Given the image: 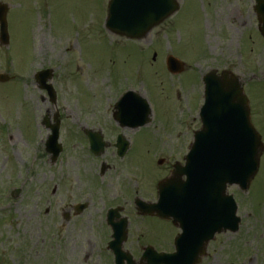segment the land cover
Listing matches in <instances>:
<instances>
[{
    "label": "rangeland",
    "instance_id": "rangeland-1",
    "mask_svg": "<svg viewBox=\"0 0 264 264\" xmlns=\"http://www.w3.org/2000/svg\"><path fill=\"white\" fill-rule=\"evenodd\" d=\"M0 2L9 6L8 45H0V73L9 77L0 83V264H113L106 248L101 253L105 229L99 201L80 218H60L68 206L55 204L52 196L61 172L43 154L44 117L52 123L59 112V121L78 128L72 121L112 125L116 102L137 90L147 99L151 121L130 133L126 160L138 161L136 180L146 199L155 196L169 167L182 162L200 127L201 77L210 70L239 77L252 124L264 143V40L250 0H181L170 27L166 21L141 43L144 54L136 43L107 33L108 0ZM41 35L48 47H42ZM165 52L184 63L181 74L167 73ZM44 68L54 73L50 83L57 95L55 105L30 76ZM77 157L80 167L90 166L89 160ZM160 158L170 163L157 166ZM14 189L18 193L12 198ZM229 191L239 203V235L247 243L236 251L211 247L202 264H264V153L249 191ZM135 221L129 233L133 242L160 246L173 234L153 218ZM125 246L135 259L140 257L142 247Z\"/></svg>",
    "mask_w": 264,
    "mask_h": 264
},
{
    "label": "water",
    "instance_id": "water-1",
    "mask_svg": "<svg viewBox=\"0 0 264 264\" xmlns=\"http://www.w3.org/2000/svg\"><path fill=\"white\" fill-rule=\"evenodd\" d=\"M255 2L259 31L264 38V0ZM177 7L176 0H110L106 27L127 38H142L171 16ZM5 14L6 7L1 5L0 37L4 44L7 43ZM168 63L169 70H179L174 61L169 60ZM49 74L40 73L38 81L51 95L50 86H45L50 78ZM203 83L204 104L199 113L202 127L194 134L184 167L176 169L174 178H167L158 185L159 202L156 205L138 203L143 215L156 212L159 217L167 218L169 201L185 205L191 200L189 210L187 209L189 216L185 221L195 222L196 225L185 229L182 227L183 234L177 240L176 253L153 256L146 252L137 264H196L200 261V256L204 255L203 245L215 233L226 229L237 230L239 219L234 218L236 209L231 197L225 195L226 186L237 185L242 191L248 189L257 173L263 146L260 136L250 123L248 101L239 79L226 72L217 76L212 71L204 76ZM139 103L140 108L130 110L132 120L123 123L137 127L148 122L150 111L145 101ZM115 108L118 110L116 117L126 116L124 102L118 103ZM54 130L46 143V150L53 153V159L59 152L55 147L57 135ZM92 142L99 146L95 138H92ZM94 147L95 145L92 146ZM182 175L186 177V182L179 185L178 177ZM170 214L174 217L178 215L176 209ZM109 224L116 240L110 244L115 264H135L131 256L121 250L124 240L123 225L119 227L112 221Z\"/></svg>",
    "mask_w": 264,
    "mask_h": 264
},
{
    "label": "flooded vegetation",
    "instance_id": "flooded-vegetation-1",
    "mask_svg": "<svg viewBox=\"0 0 264 264\" xmlns=\"http://www.w3.org/2000/svg\"><path fill=\"white\" fill-rule=\"evenodd\" d=\"M249 7L253 10L252 0H250ZM232 13L234 15V12ZM131 42L136 43L142 51L140 41L132 40ZM132 104V101H127L124 104V107L127 108L126 116L118 121L132 120V117L129 116ZM111 120L112 125L109 124V121H92L91 123L89 121H72L74 124L79 125V128L72 126L69 121H57L58 143L61 148L59 155L52 161V156L46 153L43 146V154L48 157L47 162L50 166L58 164L61 172V177L58 178L52 189V196H56L55 204L68 206L60 218H62V221H69L71 217L80 218L90 205L99 201L101 207L100 217L103 219L104 225L102 226L105 229L104 233L102 231L100 234L104 244H102L101 253L104 252L105 248L107 249V244L110 240L111 229L107 222V216L109 211L112 210H115L111 218L114 223L122 220L126 222L127 238L123 248L126 247V243H129L132 248L136 247L135 245L143 248V244L138 243V240L137 242L136 240L134 242L130 240L132 234L129 235V233H131L132 221L135 223V220L153 218L167 224L173 234L167 237L166 241L160 246L151 245L158 252H173L176 248V237L182 232L180 224L175 223L173 218L170 217L167 220H162L157 217L141 216L136 206V201L142 200L140 179L139 181L136 180L135 173L138 161L131 162L126 160V155L131 149L129 135L135 128L119 124L113 116ZM40 126L46 131L43 140V143H45L50 129L55 126V122L41 121ZM88 134L93 135L98 143L102 141L104 145L102 150L91 151ZM77 148L80 150L78 153L75 152ZM77 156H81L84 160H89L90 166L88 168L80 167ZM164 162L166 164L170 163ZM173 164L169 167L166 176L171 174ZM27 173L29 174L28 167ZM99 180L103 181L100 185L98 183ZM156 198L157 194H155L154 198L146 201L154 203L157 200ZM78 204L82 208L78 207ZM80 209L81 211L79 212ZM185 224L194 226L192 223H184L183 225ZM224 234L230 235H226L228 237L220 240V236ZM239 234L240 230L235 233L225 232L216 235L214 240L208 244L207 249L211 247L216 249L218 246L222 249L227 246V248H235L234 250L236 251L239 247L243 248L247 240L243 235ZM106 236L107 239H105ZM133 243H135L134 246ZM241 252L244 251L242 250Z\"/></svg>",
    "mask_w": 264,
    "mask_h": 264
},
{
    "label": "bare ground",
    "instance_id": "bare-ground-1",
    "mask_svg": "<svg viewBox=\"0 0 264 264\" xmlns=\"http://www.w3.org/2000/svg\"><path fill=\"white\" fill-rule=\"evenodd\" d=\"M40 38H41L42 47H46V46L48 47L49 45H47V43H45L46 42L45 37L43 35H41Z\"/></svg>",
    "mask_w": 264,
    "mask_h": 264
}]
</instances>
